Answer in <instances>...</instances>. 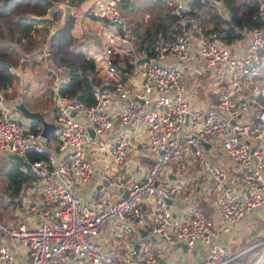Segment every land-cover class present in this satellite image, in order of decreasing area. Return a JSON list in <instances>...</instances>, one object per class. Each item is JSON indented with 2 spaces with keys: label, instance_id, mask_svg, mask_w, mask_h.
Listing matches in <instances>:
<instances>
[{
  "label": "built area",
  "instance_id": "obj_1",
  "mask_svg": "<svg viewBox=\"0 0 264 264\" xmlns=\"http://www.w3.org/2000/svg\"><path fill=\"white\" fill-rule=\"evenodd\" d=\"M82 1L87 2L85 11L106 25L104 50L92 57L114 78L109 81L114 86H96L89 103L62 93V77H56L53 148L45 145L41 126L36 130L33 119L0 97V150L21 154L42 175L39 200L29 208L37 211V221L0 219V264H164L167 247L178 241L187 243L191 264L235 263L245 249L214 239L253 209L261 208L264 215V105L253 100L260 88L250 95L242 92L264 63V0H255L259 23L244 27L232 42L215 31L204 32L196 14L200 5L209 4L224 15L220 1L164 0L178 16L179 31L173 39L160 37L151 55L138 49L122 17L121 0ZM131 51L135 68L122 79L115 58ZM205 70L216 99L191 106L188 83L204 86L200 74ZM120 125L141 134L147 166L138 176L119 181L108 177L107 164L101 169V178L126 191L125 196L121 190L111 198L109 186L88 196L77 193V186L94 176L95 162L123 161L130 136ZM208 139L237 165L233 177L206 156L203 143ZM30 149L46 151L47 159L29 161ZM191 153L210 174L207 192L223 220L218 227L198 204L177 215L168 202L177 188L166 168ZM146 199H151L149 213ZM104 224L126 239L127 251L116 253L103 245L98 234ZM262 235L258 243L264 242V230Z\"/></svg>",
  "mask_w": 264,
  "mask_h": 264
},
{
  "label": "trees",
  "instance_id": "obj_2",
  "mask_svg": "<svg viewBox=\"0 0 264 264\" xmlns=\"http://www.w3.org/2000/svg\"><path fill=\"white\" fill-rule=\"evenodd\" d=\"M59 1L78 4L82 0H0V92L4 97L12 98L17 95L16 91L9 92L8 88L16 78L12 68L20 64L23 54L40 61L38 54L45 46L47 48L48 45L51 50L56 51L57 40L60 43L66 42L75 34L77 18L73 15H69L60 27L51 31L52 22L57 20V11L52 10L50 16L47 13ZM223 1L230 11L228 18L217 13V10L207 9L201 14L196 12L204 32L215 31L220 39L231 42L241 36L240 29L252 28L259 23L255 0ZM83 3L86 10L87 2ZM157 3L162 4V0H157ZM160 7L162 9L155 11L147 24L137 22L131 31L138 49L143 50L146 55L153 53L154 43L160 37L165 40L173 39L179 31L176 21L178 16L173 13L172 8L169 5ZM115 65L123 77L134 67L128 55L119 54L115 58ZM63 71L65 77L60 83V91L68 95H77L89 103L94 100L93 89L96 86L106 87V81L111 79L92 56H84L79 63L67 60ZM34 125L36 130H39L40 123L37 120H34ZM51 137H54V132L51 133ZM27 158L29 161L46 160L47 152L30 149L27 151ZM0 162V171L3 172L1 174L7 178L3 197L8 203L18 204L17 198H20L22 188L37 179L38 173L30 168H23L15 160L9 164Z\"/></svg>",
  "mask_w": 264,
  "mask_h": 264
},
{
  "label": "crops",
  "instance_id": "obj_3",
  "mask_svg": "<svg viewBox=\"0 0 264 264\" xmlns=\"http://www.w3.org/2000/svg\"><path fill=\"white\" fill-rule=\"evenodd\" d=\"M218 1H220V3L224 6V9H225L224 15H222L218 11L216 12L221 14L224 18H228L230 15L229 8L226 6L223 0H218ZM66 6L69 7V14H74L75 18H77L76 30L79 28V25L81 23L83 26L86 21L93 22L95 20L94 22H98V24L101 27L97 31L96 34H99L101 36L102 44H103L105 23L102 22L103 23L102 24L99 20H97V18L96 19L91 18L92 16L89 17L90 15L88 16L82 15V13L85 10V4L83 3V1H81L78 4H68L65 1H59L58 3L55 4L54 9L61 10V8L63 7V12H65ZM207 9L216 10L215 7H212L211 5L208 4V5L199 6L197 8V12L198 14H201V13H204ZM64 21L65 19L64 20L62 19L60 21L58 20V22L56 21L55 23L57 24V27H60ZM242 29H240V34H241ZM217 35L219 37V34ZM97 38H98V35H97ZM22 56H21L20 64L16 66L14 69L16 73V78L13 80L12 84L9 86L8 91L9 92L16 91V93H19L18 96L21 95L23 97V100L26 102L25 100L26 96L23 91H26L27 93L28 91L27 83L29 82L30 79H32V77H36L39 74L41 75L42 71L45 70V67H48L47 66L48 63H43V61L41 62V60L36 61L34 59H31L30 57H24V56L22 59ZM97 65L102 66L99 63ZM56 66L59 69L62 68L61 65H56ZM133 71H134V67L124 77L120 73H119V76L122 79H126L129 77V75H131ZM260 72H259L260 74L256 73L255 75H253L250 81H248L247 84H244L242 92L244 94L246 93L250 95L254 87L260 88L261 94L258 95L257 97L253 96V100L254 102L264 105V74H263L264 73V63H262L261 65ZM46 77L47 75H45L43 78H46ZM58 77H62V76L58 75ZM39 80H42V78ZM208 81H211V80H208ZM107 83H109V81H106V84ZM213 85H214V82H213ZM213 85H210L206 82L204 86L196 87V84H193V82H189L188 91L186 94L187 101L190 103L191 106L195 105L196 103H200L204 105L211 101H214L216 99V95L214 92ZM41 86L42 85H40V87ZM47 93H50V89H47L46 92L45 91L43 92L44 98L46 97ZM0 96L4 98V96L2 95V92H0ZM5 99L9 100V98H5ZM26 104L32 109L42 110L45 114V117L48 120L54 119L55 109H56L55 103H54V111L50 109L46 110L44 106L43 107L42 106L32 107L30 102H26ZM79 119L82 122H86V119L84 117H79ZM113 119L117 126L119 117L116 112L113 113ZM119 130L128 133L130 136L129 151L126 154L128 158L125 159L124 157L122 159L123 161L120 163L116 162L113 159H110L107 163L104 161L95 162L94 176L88 182L80 183L76 188L77 193L88 196L95 190L100 189L101 187L109 186V189L111 192L110 197L114 198L118 196L119 192H121L122 189L115 184L108 185V180L101 178V169L105 166V164H107V171H106L107 175L113 181H119L120 179L127 177V176H135V175L138 176L145 169V167L147 166L148 156L146 153H144V150L142 146L140 145L141 144L140 141L142 137L141 134L136 129L127 128L121 125L119 126ZM52 132H54V137H51ZM52 132L50 133V136L48 138L44 137L45 145L51 148H53V146L56 145V138H55L56 129ZM203 147H204V152L206 156L208 157V159L210 160V162L220 165V167L228 171V173L232 177L234 176V174H236L237 165L235 164V162L233 161L231 157H229L223 150L217 147L216 141L214 139H208L207 141H205L203 143ZM175 161H172L166 168V172L173 179L176 185V188H177L176 194L171 198L172 200L170 202L173 213H176L177 215H179L185 210L187 206L192 205V204H198L199 206L202 207L204 214L214 222L215 226L218 227L222 225L223 220L220 216V213L218 212L217 208L211 202V196L209 198V193L207 192L208 191L207 187H208V183L210 179V174L208 170L205 169L203 165H201L198 158H196V156L193 153L189 154L187 157L181 160H175ZM20 164L22 165V167L24 166L22 163ZM198 166L201 168L202 173L200 172V169H198L194 175L189 174L188 170L190 171L192 169H196ZM23 168H26V167L24 166ZM28 168H30V166ZM111 168L113 169L112 174H111ZM37 175H38L37 179H34L32 182H30L27 185V187L22 188L20 192V198H17L18 204H14L16 210L21 209L23 207V200L21 198V193L23 192V190H25L28 187H31L30 191L34 192L31 196H29V198L33 200L32 203H35L36 201L39 200L40 193H41L42 175L41 173H38ZM2 176L5 177L4 174H2ZM6 183H7V178L5 177V187H6ZM123 192L124 190H122V193ZM146 202L148 203L144 205V208L146 211L145 213H149V211L151 210V206H152L151 199H146ZM30 205H28L29 208H30ZM29 208L27 210L28 214L25 215L26 216L25 219L29 220L30 223H33L37 221L38 214H37V211L30 210ZM261 210H262L261 208L255 209L254 212H250L247 215H245L243 218H241L239 221L234 222L230 226L229 231L222 232L216 239H214V242L226 243L230 245L232 249L240 251L239 248H242L241 243L243 242V240L246 239L247 236H253L257 234L262 235V231L264 230V218H263L264 215ZM17 214L20 215L18 212ZM251 214L252 216H250ZM251 221H254V223H252ZM105 230L108 231V233H111V235L105 236L102 238L101 232ZM253 230L254 232L253 234H251ZM98 235H99L100 241H102L103 245L108 250H112L116 253H121V252H125L128 250V243L126 239L123 236L116 235L111 230L108 224H104L101 227ZM161 239L162 238L160 236H152V240H155L156 242H161ZM175 244L176 243L167 247L165 254H164L165 257L161 258L162 263L164 264H191L192 262L191 253L188 250L184 251L180 245L175 246Z\"/></svg>",
  "mask_w": 264,
  "mask_h": 264
},
{
  "label": "rangeland",
  "instance_id": "obj_4",
  "mask_svg": "<svg viewBox=\"0 0 264 264\" xmlns=\"http://www.w3.org/2000/svg\"><path fill=\"white\" fill-rule=\"evenodd\" d=\"M161 5L168 6V4L164 0H162V4L157 3V0H121L120 2L122 17L128 24L130 31H132L133 26L137 22L147 24L148 21L151 19V17H153L155 11L157 12L160 9H162L160 7ZM52 10H54V7H52L50 12L47 13L48 16L52 14L51 13ZM56 11H57V20L53 21L50 26L51 30L53 29L52 32L58 28L55 22L56 21L58 22V20L59 21L62 20L64 17L63 7L61 8V10L56 9ZM69 15L74 16V14H69ZM82 15L88 16L89 14L86 13V11L84 10ZM97 20H99L101 23L104 22L102 19L97 18ZM94 21L93 22L86 21L83 26L81 23L79 25V28L75 30V34L71 39H69V41L60 43L59 40H57L56 43L58 47L56 51L51 50L46 44L47 48H45L46 47L45 46L42 49V51L38 54L39 56L38 60H41V62L43 61V63H48L47 65L48 67H45V70L42 71L41 75L39 74L38 76L32 77V79L29 80V82L27 83L28 84L27 93L26 91H23L26 96L25 98L26 102H30L32 107L44 106L46 110L50 109L54 111L55 96L53 93V89H54L55 79L56 77H58V75L59 76L61 75L62 78L65 77L63 68H66L67 60H74L79 63L81 62L84 56H93L94 54H98V52H100L102 49L104 50V39L102 44L101 36L99 34H96L101 26L98 24V22H94ZM121 55H125V54H121ZM127 55L131 58V60L135 59L133 51H131L130 53L128 52ZM23 56L29 57L28 54H24ZM56 65H61L62 68L59 69L57 68ZM99 67L101 69L104 68L103 66H99ZM208 73L209 71L205 70L200 74L201 80L205 78L203 84H205L208 81V76H209ZM45 75H47V77L43 78ZM41 78L42 80H39ZM113 79L114 78L111 77V79H109L108 81H111ZM191 82L195 84L194 81ZM40 85L42 86L40 87ZM47 89H50V93H47L46 97L44 98L43 92L44 91L46 92ZM18 94L19 93H17L16 97L18 96ZM14 98L15 96L9 98V100H12ZM1 152L2 151H0V161L4 163L7 162L8 164L11 163L12 160L5 157ZM126 158H128V156H125V159ZM0 169H1V162H0ZM198 169H200V172L202 173L201 168L199 166L196 169H192L190 171L188 170V172L189 174L194 175ZM112 170L113 169L111 168V174H112ZM1 173L3 172L0 171V219L5 220L11 224H16L18 221L21 220L27 221L25 219L26 217L25 215L28 214L27 211L29 208L28 205H30L33 202V200L29 198V196H31L34 192L30 191L31 187H28L25 190H23V192L21 193V198L23 200V207L21 209L16 210L14 204L6 202V200L3 197V195L5 194L6 176L5 177L2 176ZM254 210L255 209H253L251 212H254ZM17 212L20 215H18ZM250 216H252V214ZM251 222L254 223V221ZM101 235H102L101 237L103 238L105 236H110L111 233H108V231L105 230L101 232ZM262 238L263 235L261 234L247 236L246 239L243 240V242L241 243L242 248H239L240 250L241 249H245V250L240 254L237 261L233 264H264V242L258 243V241H260ZM251 245L252 247H250Z\"/></svg>",
  "mask_w": 264,
  "mask_h": 264
},
{
  "label": "water",
  "instance_id": "obj_5",
  "mask_svg": "<svg viewBox=\"0 0 264 264\" xmlns=\"http://www.w3.org/2000/svg\"><path fill=\"white\" fill-rule=\"evenodd\" d=\"M68 15H69V7L66 6L63 20L66 19L68 17ZM106 86L113 88L114 85L112 83H107ZM10 105L12 106L13 109L17 110L24 117H27V118H30L33 120H37L41 125V135L45 138H48L50 136V133L58 127V124L55 121L48 120L45 117V114L42 110L30 108L26 104V102L23 100V97L21 95L10 100ZM185 123L188 124L187 118H186ZM91 133H93V132L91 131ZM2 153L4 156H6L10 159H13L19 163H22L26 168L29 167V162L21 154H19L17 152L7 151V150H2ZM123 195L124 196L126 195V191L123 192ZM171 200L172 199H168V202L170 203ZM254 230L252 231L251 234H253ZM140 231L142 232L143 235L146 234L145 229H140ZM178 245H180L184 251H187V243H185L184 241H178L175 244V246H178ZM135 246L137 247L138 244H136ZM161 262H162V260H161Z\"/></svg>",
  "mask_w": 264,
  "mask_h": 264
}]
</instances>
